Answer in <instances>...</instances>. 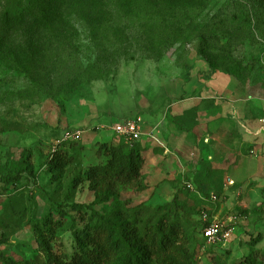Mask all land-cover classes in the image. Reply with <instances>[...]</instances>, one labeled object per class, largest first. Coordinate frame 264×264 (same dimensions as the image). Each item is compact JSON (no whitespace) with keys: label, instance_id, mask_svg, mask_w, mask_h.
I'll list each match as a JSON object with an SVG mask.
<instances>
[{"label":"rangeland","instance_id":"374dc122","mask_svg":"<svg viewBox=\"0 0 264 264\" xmlns=\"http://www.w3.org/2000/svg\"><path fill=\"white\" fill-rule=\"evenodd\" d=\"M6 3L0 0V180L25 168H31L33 176L24 172L15 185L0 182V264H4L2 257L18 264H44L30 222L41 226L49 213L56 221L55 210L60 206L78 227L83 226V218L70 211L69 205H90L94 194L86 181L75 189L71 184L90 166L104 161L96 155L102 143L121 141L110 129L115 122L139 116L143 132L155 129L157 137L168 134L170 109L184 92L197 91L207 75L196 33L212 27L218 31L211 51L217 55L220 69L211 95L219 96V102L247 104L252 119L249 125L264 126V0H173L174 7L165 9L158 21L184 34L166 42L156 41L143 19L126 15L108 2L106 18L124 31L122 37L99 35L69 14L63 28L34 35L40 56L28 51V35L23 29L5 24ZM242 18H249L250 29ZM221 75L229 79L226 86ZM228 85L232 92L225 91ZM211 109L215 116L221 114L219 106ZM199 118L206 117L201 114ZM207 124L196 128L199 143L195 146L189 144L186 134L176 150L167 143L169 152L161 163L155 155L161 156L163 149L141 141L142 149L149 151L143 154L146 190L122 191V198L131 205L144 203L153 208L176 197L187 220L199 230L193 264H245L248 257L259 261L258 255L264 253V176L245 180L236 165L226 179L225 175L205 179L203 173L209 166L200 159L201 151L207 150L201 143L206 135L210 137ZM73 130L83 131L81 140L63 141V133ZM228 142L221 139L219 145L227 151ZM240 151L245 158L252 155L246 146ZM56 152L68 159L63 171L51 168ZM227 157L229 161L235 158ZM249 161L246 172L264 168L262 156H252ZM228 179L234 187L228 186ZM216 193L220 198L210 202L209 195ZM108 205L94 208L105 212ZM202 207L225 223L238 209L245 210L246 217L236 216L226 242L210 245L201 238V225L198 227ZM61 223L54 230L51 247L56 254L70 258L75 251L70 221Z\"/></svg>","mask_w":264,"mask_h":264},{"label":"trees","instance_id":"16d2710c","mask_svg":"<svg viewBox=\"0 0 264 264\" xmlns=\"http://www.w3.org/2000/svg\"><path fill=\"white\" fill-rule=\"evenodd\" d=\"M108 2L114 3L117 9L126 15L143 19L158 42H166L184 34L183 31L171 30L172 26L160 25L162 20L158 21L165 9L174 7L173 0H7L5 24L23 29L28 35V51L40 56L42 51L34 35L45 30L52 32L63 28L64 19L69 14L78 16L90 28L97 30L99 35L108 37L111 34L122 37L124 31L111 25L106 18L109 12L106 6ZM240 20L246 23L248 29L251 28L249 18ZM217 33L214 27L196 33L199 41L198 54L207 64L205 71L207 75H204L206 79L220 69L218 57L211 51ZM231 87L228 85L225 91L230 92ZM170 123L177 131L190 135L194 144L198 141L197 108L171 116ZM142 150L140 142L132 146L125 145L122 141L102 143L96 155L98 158H104V161L90 166L82 175L73 179L72 189L86 181L94 194V201L90 205L75 202L69 205L70 211L83 218L82 227H78L75 219L69 217L61 206L55 210L56 221L53 220V214L49 213L41 226L33 220L30 222L38 247L45 257L44 264L194 263L195 246L199 244L197 240L199 230L196 224L187 220L186 212L183 206L177 203L176 197L170 203L153 208L144 203L131 205L122 198V191L132 189L140 193L146 190L143 179L146 164L145 157L141 154ZM50 164L53 171H63L68 165V159L66 155L56 152ZM30 169L25 168L13 176L2 178L0 182L15 185L21 180L24 172L33 176ZM228 186L231 188L235 184ZM216 198H220V194L216 193ZM104 203H109L105 212H99L94 208ZM201 211H205L209 219L211 218L212 213L208 209L205 207L198 209L199 214ZM237 215L246 217V211L238 209L235 216ZM64 219L70 221L69 230L74 237L75 251L70 258L56 254L50 243L55 228L60 227ZM198 227L201 232L202 222ZM201 238L205 241L203 236ZM260 254L259 261L248 257L243 262L264 264V253ZM1 260L4 264H18L8 258L2 257Z\"/></svg>","mask_w":264,"mask_h":264},{"label":"crops","instance_id":"0c3cea01","mask_svg":"<svg viewBox=\"0 0 264 264\" xmlns=\"http://www.w3.org/2000/svg\"><path fill=\"white\" fill-rule=\"evenodd\" d=\"M218 75L219 73L215 72L207 79L203 77V80H201V84L198 86L199 89H197V91H189L188 93L184 92L183 98H181L179 103L175 104L172 108V105L168 106L167 110L170 107L171 116H175L180 115L191 108H197L199 125L203 124L204 122L208 123L207 128L210 132V137L206 135L203 140L204 143H201L202 148L206 147L207 150L201 151L200 159L201 162L205 164L204 166H209L208 168H205L206 171L203 173L205 179H214L217 177H222L223 175H225L226 179L230 175V168L233 166L236 167V165H240L241 172L243 174L242 178L249 181L257 180L262 175L264 176V168H259L253 172H246L244 167L247 165V163L250 162L249 158H252V156L264 157V135L260 136V134L264 132V126L258 127L257 125L256 127L252 128L249 125L252 119L250 117V109L247 104H241L236 100L219 102L217 101L219 100V96L216 97L214 96V94L211 95V87H214L213 83ZM221 76L225 80L224 86H226L229 82V79L224 75ZM205 93L208 94V97H204L203 94ZM214 105L221 108L220 115L215 116L214 112H212L211 107ZM201 114L206 117L204 120H201L199 118ZM218 120H220L221 122L218 123ZM262 125H264L263 122ZM175 131L177 134H174ZM185 134L186 133H182L174 129L173 125L170 123L168 134H164L163 137L158 136V138L166 146L168 145L167 143H169L172 145L171 149L176 150L180 145L181 140H183V138L185 139V136L188 135ZM259 136L261 138L257 140ZM226 138L229 139L227 151L222 149L221 145H219L220 140ZM146 140L147 139H143L142 141ZM188 140L189 144L195 146L191 137H188ZM197 143H199V141H197ZM243 146H246L249 150V154H252L251 156H249V158H245L240 153V150ZM148 152L149 151L147 150H142L141 154L143 155L144 153L146 154ZM162 153L163 154L161 156L159 154L155 155L156 158H158V163H161L164 159V156L167 155L164 152ZM228 155H234L235 158L232 161H229V157H227ZM245 173H247V175ZM262 218L264 220V215L262 216ZM263 220L261 222H263Z\"/></svg>","mask_w":264,"mask_h":264},{"label":"built area","instance_id":"2783aa9c","mask_svg":"<svg viewBox=\"0 0 264 264\" xmlns=\"http://www.w3.org/2000/svg\"><path fill=\"white\" fill-rule=\"evenodd\" d=\"M111 131L118 136L121 141L128 146H132L135 143L141 142L143 139H147L155 143L158 147L162 148L164 153H168L166 145L157 137L155 129L148 132H143V123L139 116L131 117L122 121L115 122L110 128ZM83 131L73 130L65 131L62 135L63 141H80ZM229 185L234 182L229 181ZM210 202H216L217 198L214 194L209 195ZM201 220L203 227L201 228V234L207 244L216 245L226 242L232 235V224H236L237 217L230 216L227 222L218 221L216 217L209 219L208 214L205 211H201Z\"/></svg>","mask_w":264,"mask_h":264},{"label":"water","instance_id":"95a60500","mask_svg":"<svg viewBox=\"0 0 264 264\" xmlns=\"http://www.w3.org/2000/svg\"><path fill=\"white\" fill-rule=\"evenodd\" d=\"M229 180V179H228Z\"/></svg>","mask_w":264,"mask_h":264}]
</instances>
